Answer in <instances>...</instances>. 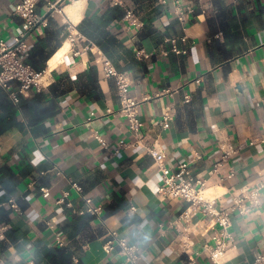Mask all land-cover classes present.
<instances>
[{"label": "crops", "instance_id": "obj_1", "mask_svg": "<svg viewBox=\"0 0 264 264\" xmlns=\"http://www.w3.org/2000/svg\"><path fill=\"white\" fill-rule=\"evenodd\" d=\"M181 1L195 10L185 30L160 0H86L83 12L73 8V16L66 12L73 2L51 15L39 5L44 24L28 37L24 57L31 64L38 45L55 35L45 50H55L43 70L49 86L23 97L42 94V105L56 112L35 127L21 112L23 128L0 134V264H52L45 247L76 251L69 264H123L119 248L105 251L110 230L139 246L138 264H212V224L198 213L190 223L182 220L190 204L159 194L162 174L142 148L113 153L133 136L119 114L115 80L101 75L105 58L128 74L131 95L141 101L146 140L160 143L169 166L200 156L193 170L208 180L209 198L230 206L245 188L264 185V143L250 144L264 134V106L256 104L264 98V0ZM18 2L0 0V42L9 45L21 25L13 14ZM128 12L143 27L132 26ZM183 36L187 41L177 46L187 53L173 52L169 40ZM66 41L69 49L51 67ZM92 68L93 81L87 75ZM0 94L2 116L7 92L0 88ZM172 110L170 128L155 124ZM96 136L111 142V150ZM226 141L241 149L224 167L234 176L222 182L208 172ZM65 192L70 197L62 202ZM84 196L103 208L101 216L87 213ZM260 197L251 213L233 217L235 245L224 264H251L257 252L264 253V187ZM131 205L138 210L129 217Z\"/></svg>", "mask_w": 264, "mask_h": 264}, {"label": "built area", "instance_id": "obj_2", "mask_svg": "<svg viewBox=\"0 0 264 264\" xmlns=\"http://www.w3.org/2000/svg\"><path fill=\"white\" fill-rule=\"evenodd\" d=\"M75 0H19L13 7V14L21 20L20 29L18 30L14 43L7 44L4 41L0 42V88H2L9 95L10 99L18 104L22 96L29 92H41L49 85L45 78L46 71H37L29 64L24 57L28 50V37L31 33L44 24V16L38 13V7L41 3L46 7V15L49 12H63L64 8L74 2ZM161 5L166 7L168 11L179 21L183 29L193 18L195 10L192 6H184L181 0H160ZM127 19L132 26L143 27L144 23L135 16L133 12L127 13ZM179 40L187 41V37H177L170 39L169 42L173 44L172 51L178 54L187 53L177 46ZM139 55H145L142 50L137 51ZM102 77L106 79H114L118 95L121 100V109L119 114L128 120L130 132L133 136L131 142H120L112 151L114 154H119L122 149L129 147H140L154 161L157 169L161 172L163 182L159 188V194L169 199L171 202L185 201L190 204L189 208L182 214L183 221L190 223L193 219V214L198 213L203 220L212 224V242L208 246L212 264H224V257L227 252L234 247L235 237L231 232L233 226V217L236 214L246 215L251 213L254 208L261 204V191L264 185L256 187H247L240 194L233 198L230 206H225L220 203L217 198H209L207 196L208 180L198 177L193 170V164L200 159V156L181 161L176 166H169L167 164V154L158 143V141L151 142L146 140L144 133V123L141 120V101L131 95L132 81L127 73L119 71L114 64L107 58L102 61ZM198 83L200 80L197 81ZM186 102H190V96H186ZM258 107L264 106V98L257 100ZM175 117V111L172 110L166 113L163 119L155 122L156 125L162 126L164 129L170 128V125ZM102 146L111 150L112 143L96 136ZM264 143V134L259 138L250 141L253 145L256 142ZM221 157L212 163V167L208 172L210 178L218 176L223 182L226 178L234 176L231 171L226 175L225 165L228 160L239 153L241 146H236L230 141L222 142L220 144ZM72 187L76 189L81 195L83 191L79 184L72 183ZM45 196H50L47 189H43ZM70 197L69 192L64 193V202ZM84 201L87 206V213L101 216L103 208L95 206L93 199L86 198ZM61 202V203H62ZM14 209L19 211L16 202L11 201ZM72 207L71 203H68ZM138 208L131 205L127 209L129 217L136 214ZM0 236L3 232L0 230ZM56 242L59 245H64V239L57 237ZM188 243L184 245V247ZM182 247V248H184ZM107 253H112L116 248L120 249L124 262L123 264H138L140 259V248L138 245L130 244L126 237H122L118 231L110 230L109 238L104 246ZM185 249V248H184ZM251 264H264V253L257 252L254 261Z\"/></svg>", "mask_w": 264, "mask_h": 264}, {"label": "trees", "instance_id": "obj_3", "mask_svg": "<svg viewBox=\"0 0 264 264\" xmlns=\"http://www.w3.org/2000/svg\"><path fill=\"white\" fill-rule=\"evenodd\" d=\"M55 35H48L46 40L41 42L38 47L34 50L32 55L31 65L37 71H43L46 68V62L50 56L54 53L55 50L46 53V47L48 46V39L54 38ZM90 79L93 81L95 77L94 69L92 68L87 74ZM2 89V88H1ZM3 90V89H2ZM4 91V90H3ZM4 94V92H3ZM1 95V94H0ZM3 99V115L0 116V125L3 130H0V134L9 131L13 127L23 128L24 123L20 121V113L22 112L28 124L31 127H35L39 124H42L48 118L55 115V107L48 106L44 107L42 105L44 97L42 94H37L33 99L28 100L23 96L20 98L18 104L10 99L9 95H2ZM36 135L47 134V130H33ZM44 254L49 257V260L52 264H69L70 260L73 259L76 251H71L68 248L62 247H53V248H43Z\"/></svg>", "mask_w": 264, "mask_h": 264}, {"label": "bare ground", "instance_id": "obj_4", "mask_svg": "<svg viewBox=\"0 0 264 264\" xmlns=\"http://www.w3.org/2000/svg\"><path fill=\"white\" fill-rule=\"evenodd\" d=\"M86 0H75V2H73V5L72 6H74V4H75V6L74 7H68L67 9H66V12L68 13V14H70L71 16H73V8H75V10L77 11V12H83V6H84V2H85ZM80 14V13H79ZM78 13H77V15H79ZM78 18V17H77ZM75 19H76V17H75ZM69 47H70V42L69 41H66L65 42V44H64V46H63V49L52 59L51 58V61H50V66L51 67H54L56 64H57V62H58V60L61 58V56H63V54H64V52H66L68 49H69Z\"/></svg>", "mask_w": 264, "mask_h": 264}, {"label": "water", "instance_id": "obj_5", "mask_svg": "<svg viewBox=\"0 0 264 264\" xmlns=\"http://www.w3.org/2000/svg\"><path fill=\"white\" fill-rule=\"evenodd\" d=\"M52 13H53V11L49 12V14H48V15H51Z\"/></svg>", "mask_w": 264, "mask_h": 264}]
</instances>
